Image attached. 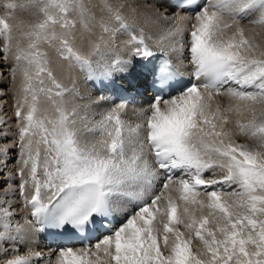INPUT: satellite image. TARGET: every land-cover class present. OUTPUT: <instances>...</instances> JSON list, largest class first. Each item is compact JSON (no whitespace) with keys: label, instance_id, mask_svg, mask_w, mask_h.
<instances>
[{"label":"snow or ice","instance_id":"obj_1","mask_svg":"<svg viewBox=\"0 0 264 264\" xmlns=\"http://www.w3.org/2000/svg\"><path fill=\"white\" fill-rule=\"evenodd\" d=\"M33 6L41 18L23 33L27 47L13 36L17 5L0 15V54L22 76L19 167L0 184V253H18L37 233L55 247L4 264H264V0H157L151 11L102 0L99 20L83 0ZM141 18L161 28L155 52ZM118 35L128 56L109 63ZM42 45L88 80L137 71L154 93L139 122L121 119L122 102L85 129L100 139L83 140L78 110L104 98L68 110L66 94L84 97L75 81L57 80ZM184 53L188 80L170 58ZM11 198L28 212L17 218Z\"/></svg>","mask_w":264,"mask_h":264},{"label":"bare ground","instance_id":"obj_2","mask_svg":"<svg viewBox=\"0 0 264 264\" xmlns=\"http://www.w3.org/2000/svg\"><path fill=\"white\" fill-rule=\"evenodd\" d=\"M86 6L91 8L92 12L95 13L96 19L99 20L101 15L105 13L101 12L102 0H83ZM111 3H123L129 2L136 4L141 10L151 11L153 7L157 5V0H110ZM6 3H15L17 8L12 10V15L16 19V23L20 25V29L14 31L13 36L16 41L19 42L21 47H27V38L23 35L33 24L38 22L41 18L38 10L33 6V0H0V15H4L6 9L3 5ZM75 14H73L74 16ZM138 23L144 28L145 32L152 37L151 40L147 41L149 47L155 52L157 51L159 45L154 41L162 40L163 33L161 28L147 21L145 18H141ZM81 25L77 23V29L79 30ZM260 29L257 28V31ZM94 35L91 36L93 41L97 40L100 35L99 27L93 28ZM79 36V31L77 32ZM128 39L127 35H118L116 37V44L112 51L105 55L104 59L111 63L117 56L121 58H127L128 53L125 49L124 42ZM4 40L0 37V50H2V45ZM163 46L167 47V42L163 41ZM80 41L77 40V45L79 46ZM42 50L47 53L49 60L51 61V66L54 69V74L59 82H61L65 87L71 88L73 86V81H75V86L80 93V96L84 99L74 97L72 94H66L64 96L65 106L68 110H71L73 105H88L90 100H96L98 97H103L98 104H93L90 107H81L78 110L79 116L85 117L83 121H78V127L82 131V139L91 141L94 139H100L98 132L86 131V128L93 127L94 121L100 120V114L105 113L110 109H113L122 102L126 105L120 111L121 119L126 121L128 125H135L139 122V117L137 113L142 108H147L150 103V90H143L140 95H136V99L133 98L131 101H120L115 97V94L111 92V89L117 84L128 88L131 93L139 92L136 86H141L144 82L142 77L137 71H132L127 75L120 76L119 74L114 78L113 81H101L100 79L88 80L85 77V73L73 68L71 71L67 70V62L60 61L57 53L54 49L49 48L47 45H42ZM87 46L85 45V50ZM103 48V45H102ZM7 55V58H6ZM171 60L179 66L182 70H187L190 66L187 64V53H184L183 60L179 55H171ZM13 68H16L15 79H13ZM22 76L20 68L16 65L15 60L12 56L8 54H0V147L8 146L10 151L7 156L0 155V184L4 182L5 174L9 171L15 173L16 169L19 167L17 160L18 148L14 147V142L18 135V128L20 122L15 118L17 98L21 95L20 84ZM50 86V85H49ZM215 102H219L222 106L229 104V99L225 96H215ZM39 107L41 109H47L50 116H54L55 113L52 109L50 101L45 99L43 96L40 97ZM235 117H233L234 119ZM247 114H245V119ZM238 142L249 143L243 137H238ZM5 162L7 163V168L4 167ZM221 174L217 171V177L219 178ZM19 183L18 178L13 181V186ZM227 190V188L225 189ZM15 210L19 216H22L28 212L27 208H21L19 199L11 198ZM127 211H131V207L128 206ZM207 210H205L206 212ZM23 222V221H21ZM53 247L45 242V239L37 233L34 240L29 241L26 244L19 246V252L13 253L9 251L6 255L0 253V264H4L7 259L12 258L13 255H26L28 248H33L39 251H43L45 256L48 255V248Z\"/></svg>","mask_w":264,"mask_h":264},{"label":"rangeland","instance_id":"obj_3","mask_svg":"<svg viewBox=\"0 0 264 264\" xmlns=\"http://www.w3.org/2000/svg\"><path fill=\"white\" fill-rule=\"evenodd\" d=\"M15 118H16V116H15ZM17 119V118H16Z\"/></svg>","mask_w":264,"mask_h":264}]
</instances>
